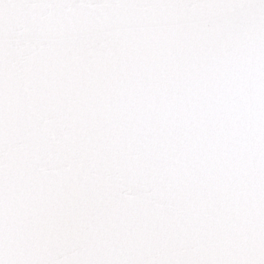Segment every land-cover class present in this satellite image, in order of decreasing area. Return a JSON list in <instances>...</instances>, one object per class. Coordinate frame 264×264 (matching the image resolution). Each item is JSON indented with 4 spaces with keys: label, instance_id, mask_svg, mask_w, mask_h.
<instances>
[{
    "label": "snow or ice",
    "instance_id": "obj_1",
    "mask_svg": "<svg viewBox=\"0 0 264 264\" xmlns=\"http://www.w3.org/2000/svg\"><path fill=\"white\" fill-rule=\"evenodd\" d=\"M0 264H264V0H0Z\"/></svg>",
    "mask_w": 264,
    "mask_h": 264
}]
</instances>
